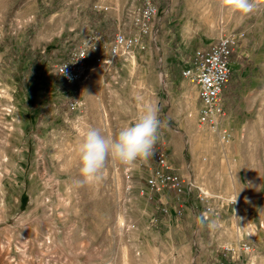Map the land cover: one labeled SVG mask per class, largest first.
Returning <instances> with one entry per match:
<instances>
[{"label":"rangeland","instance_id":"374dc122","mask_svg":"<svg viewBox=\"0 0 264 264\" xmlns=\"http://www.w3.org/2000/svg\"><path fill=\"white\" fill-rule=\"evenodd\" d=\"M157 2L154 36L111 58L116 33L137 34L140 0H0V264H264V123L252 118L244 134L249 117L235 98L221 139L198 122L197 87L181 73L193 49L233 34L244 54L233 74L246 72L248 85L264 52V35H252L264 32L254 29L264 0L247 16L223 0ZM90 34L100 38L94 69L68 85L55 67ZM98 55L109 65L94 66ZM149 105L162 122L155 151L208 193L207 215L195 192L148 198L153 156L110 159L101 180L75 183L82 132L114 135Z\"/></svg>","mask_w":264,"mask_h":264},{"label":"built area","instance_id":"2783aa9c","mask_svg":"<svg viewBox=\"0 0 264 264\" xmlns=\"http://www.w3.org/2000/svg\"><path fill=\"white\" fill-rule=\"evenodd\" d=\"M157 3V0H140L136 17L132 20L137 28V34L116 33L108 47L111 58L126 55L131 49L140 47L144 38L153 35V20L158 12ZM99 39L95 34L88 35L68 62L60 63L55 67V73L62 77L66 84H79L88 72L94 69L89 63L88 54L90 50L96 49ZM240 47L239 36L221 34L207 47L205 45L195 48L189 54L181 72L187 81L197 87L200 103L198 122L201 126L209 127L218 133L223 140L228 138L227 131L219 127L220 119L224 115V88L232 72V58L240 55ZM94 59V66L105 67L110 63V59L101 55ZM153 157L155 166L145 182L148 198L163 204L161 195L165 191L172 192L176 197L183 193L195 192L207 215L211 210L208 193L175 173L163 150H156Z\"/></svg>","mask_w":264,"mask_h":264},{"label":"clouds","instance_id":"9594fccd","mask_svg":"<svg viewBox=\"0 0 264 264\" xmlns=\"http://www.w3.org/2000/svg\"><path fill=\"white\" fill-rule=\"evenodd\" d=\"M223 3L241 16H247L255 11L254 0H223ZM161 123L158 109L149 105L133 123L123 126L114 135H108L98 128L89 126L82 132L78 147L82 179L75 183L82 186L88 181L101 180L102 172L110 159L123 165L151 159L155 155ZM201 226L215 228L216 222L206 224L201 220Z\"/></svg>","mask_w":264,"mask_h":264},{"label":"crops","instance_id":"0c3cea01","mask_svg":"<svg viewBox=\"0 0 264 264\" xmlns=\"http://www.w3.org/2000/svg\"><path fill=\"white\" fill-rule=\"evenodd\" d=\"M255 25H256V27H254V29L264 30V23H258V24L256 23ZM219 35H221V34H219ZM252 35H256V36L258 35V36L262 37L264 35V32L258 31ZM218 36L215 35L213 38L216 39ZM241 46H242V44H241ZM197 48H199V47H197ZM241 56H244V54L240 53V55L238 57H241ZM247 59L251 60L252 56H248ZM254 61L257 62L258 67H259L258 74L255 75L254 78H252V81L248 85L245 86L246 80L244 79L245 77H247V73L242 71V72L238 73L237 76H235L233 74V69H232L229 81L225 85V88H224V115L220 119L219 127H220V129H224L227 131V133H228L227 140L229 139L230 132H231L230 131L231 130V118L233 117V115L230 114L227 116L225 112L229 107L233 106V104L235 102V98H240L242 100V109H243L245 115H247L249 117L248 121H246L244 126H243L244 127L243 128L244 134L246 132L247 125L255 122V119L252 120V118H258L259 119V121L257 120L254 123L258 126H259V123L260 124L264 123V79L259 78L261 74H264V52L262 51V49H260L258 52H256V54L254 55ZM252 74H254V73H252ZM234 76H235V79H234L235 81L233 80ZM184 89H185V87H184ZM198 102H199L198 95L196 93L195 103H198ZM202 127H206V126H202ZM258 129H259V127L255 130V133H258ZM260 131H263V130L261 129ZM251 139H256V138H251ZM199 188H201V187H199ZM164 194H168L169 196L173 195V197H174V194L172 192L165 191L161 195L162 200H163Z\"/></svg>","mask_w":264,"mask_h":264}]
</instances>
